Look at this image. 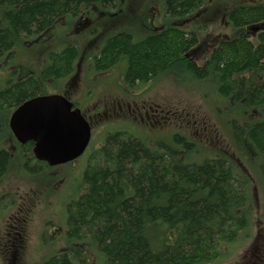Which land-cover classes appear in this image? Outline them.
I'll list each match as a JSON object with an SVG mask.
<instances>
[{"label":"trees","instance_id":"trees-1","mask_svg":"<svg viewBox=\"0 0 264 264\" xmlns=\"http://www.w3.org/2000/svg\"><path fill=\"white\" fill-rule=\"evenodd\" d=\"M6 1L9 5L0 25V62L26 40L49 35L51 27L67 14L100 4L110 10L116 2ZM206 2L164 0V8L171 15L196 18ZM226 21L238 33L217 43L203 68L181 57L194 34L174 28L140 41L119 32L106 39L93 64L97 71H104L125 58L123 80L130 87L137 80L158 77L179 62L199 75H213L221 94L232 97L227 112L235 116L231 122L235 140L233 146L230 139V150L259 167L264 163V77L253 74L264 75V30L249 40L244 29L264 24V6H237L228 12ZM77 55L73 46L52 54L43 77L69 75ZM246 73L253 76H240ZM41 90L40 81L31 74L0 85V176L12 159L2 144L10 134L8 116L16 105ZM174 140L182 141L186 149L195 145L179 134ZM31 148L28 143L21 149L31 157ZM231 152L228 148L201 163H186L183 151L163 142L152 146L127 131L108 134L88 157L82 174L84 191L67 206L69 245L42 264H81L94 248L104 253V264H204L219 259L226 243L244 235L251 221L248 172L236 166Z\"/></svg>","mask_w":264,"mask_h":264},{"label":"rangeland","instance_id":"rangeland-1","mask_svg":"<svg viewBox=\"0 0 264 264\" xmlns=\"http://www.w3.org/2000/svg\"><path fill=\"white\" fill-rule=\"evenodd\" d=\"M206 3L195 18L199 20L198 23L206 24L199 27L197 32L201 33L197 50L200 57L208 55L212 45L218 40L217 33L221 32V36L226 35L227 38L238 33L226 21L232 8L240 5L264 6V0H207ZM8 5L6 0H0V25ZM140 9L143 10L138 14ZM155 10H159L161 15L165 13L164 0H116L115 6L110 10L106 5L100 4L89 12L91 29H87L88 24L85 25L80 20L69 25L60 22L51 35L42 41L29 39L16 47L9 61L0 64V80H4L12 65L15 72L19 67L29 70L28 73L31 72L40 81L41 92L46 94L60 93L72 85L73 97L79 92L83 98L92 97L97 88L98 93L100 89L103 93H108L111 88L108 79H111L110 82H121L126 59H121L114 68L106 69L104 73L97 72V75L89 66L92 57L98 53L106 39L119 32L130 33L135 40L141 39L145 28L140 22L148 12ZM174 17L175 15L166 14L164 20L173 24L176 22ZM157 18L156 15L155 21ZM87 34H90L93 41L96 40L94 45L91 41L88 44ZM66 44L75 45L80 56L84 57L83 64L77 63L78 71L88 67V70L82 71L80 84L64 77H43L50 64V53L58 52ZM84 64L85 67L82 66ZM161 74L151 83L137 86L135 95L131 97L112 94L109 101L112 102L114 111L119 112L120 107L124 113L119 112L105 118L103 115L97 116L87 149L71 162L54 168L44 165L42 169H35L29 161L20 157L13 140L7 141L12 159L7 171L0 176V207L19 206L21 210L15 213L9 209L4 218L0 212V229H3L1 231L10 240L14 233L8 234L7 221L11 222L13 215L25 218L29 230L26 264H42L69 245L66 235L67 206L76 201L84 191L82 174L86 160L93 149L105 142L108 134L125 130L152 146L155 141L163 142L183 151L186 163H201L205 158L225 152L228 148L231 152L233 147L230 146V139L233 146L235 140L231 122L235 116L227 110L232 97L228 99L221 94L214 84V76L199 75L178 64L171 65ZM124 88L131 91L134 86ZM176 134L193 142L194 147L186 149L182 141L174 140ZM229 156L236 160L235 164L239 169L248 172L252 196V205L249 207L251 221L244 235L236 241L226 243L219 259L204 264H264V163L255 167V164L239 153L231 152ZM2 241L7 242L3 238ZM72 244L79 246V242L75 240H72ZM0 251L5 253L3 247H0ZM104 258V253L94 248L84 255V262L81 264H104Z\"/></svg>","mask_w":264,"mask_h":264},{"label":"flooded vegetation","instance_id":"flooded-vegetation-1","mask_svg":"<svg viewBox=\"0 0 264 264\" xmlns=\"http://www.w3.org/2000/svg\"><path fill=\"white\" fill-rule=\"evenodd\" d=\"M96 7H97L96 5H92L89 10L79 12L76 14H67L68 15L67 17H62L60 20L57 21V23L53 27H51L49 35H46V36L41 37V38H35L36 41L37 40L42 41L45 37L50 36L51 32L53 30H55L60 25V24H58L60 22L63 23V25H69V24H71V22H76V21L80 20V21H82V23L85 22V25L88 24L87 29H91L90 28V21H89L90 18L88 16V14L92 9H95ZM142 10L143 9H140L138 14ZM164 11H165V13L164 14L162 13V15H161V12L159 10H155V12H148L143 17L142 22H140L141 25H143L142 27L145 28L142 38L139 40H135L134 37L132 36L133 40L134 41H140V40L145 39L148 36H151L155 33H160L162 31L169 29V28L177 29L178 31L183 32L185 34L193 33L194 34L193 41L189 42L184 48H182L181 57L184 58L185 60L189 61V62H192L196 67H198V68L202 67L203 68L204 64L208 61V58H207V56L203 57V55L200 57L197 53V50L199 49V46H200L198 43H199L200 37H201V33H197V32H199L198 31L199 27L202 28V26H204L206 24H204V23L201 24L200 22L198 23V21H199L198 19L195 20V18L189 17L188 14L175 15V17L173 19H175L176 22H174L173 24H169V22H165L164 18L166 16V14H168V15H171V14H169L166 10H164ZM156 15L158 16V18L155 21ZM195 22H197V23L195 24ZM228 23H229V21H228ZM260 30H264V24L250 25L248 27H245L244 32H245V34L248 35V39L252 40V39L256 38V36H257L256 32H258ZM222 34L223 33H221V32L216 34L218 40L215 41V43L212 45L211 49L217 43H220L221 41L228 39V38H226V35L221 36ZM87 40H88V44L90 41H91L90 43L92 45H94L96 43V40L93 41V38L90 36V34H87ZM71 46H73L77 49V47L75 45H72V44H66L64 47H71ZM102 48H103V46L100 48L98 53L95 54L94 56H97ZM62 49L58 50V52L61 51ZM58 52L50 53L49 59H50V56L52 54H55ZM12 54H13V52H10V53L8 52L7 54H5L3 56V59L1 60L0 64L5 63V61L6 62L9 61V58ZM94 56L92 57V60L90 61L89 66L91 67V69H94V73L98 75L97 72H100V71H97L94 67V64H93ZM83 60H84V57L80 56L79 51H78L77 57L71 62V66H72L71 67L72 68L71 73L69 75L62 76L61 78L64 77L66 79H71V80H73L72 81L73 83L75 82V84H80L82 82V78H81L82 71L88 70V67H86L85 69L82 68L81 71H78V64L77 63L81 62L83 64ZM117 64H115V65H117ZM178 65H182V64L179 62ZM79 66H81V65H79ZM82 66L85 67V64ZM114 66L111 68H114ZM13 67L14 66H12V65L10 66L8 72L5 75L4 80L3 81L0 80V85L5 86L8 82V80L18 79V78L23 77L24 75L31 74V72L28 73L29 70H25L23 67H19L18 71L15 72V69L14 70L12 69ZM108 69H110V68H108ZM101 72L104 73L105 70L101 71ZM22 73H24V74H22ZM160 75H162V74H160ZM253 75L257 76L259 78L264 77V75H261V74H253ZM253 75L250 73H246V74H242L240 76L243 78H246V77H251ZM208 76H210V75H208ZM58 78H60V77H58ZM155 78H157V77H150L147 80H144L142 82H140L138 80L135 81L133 83V85L131 86V88L134 86V88L131 91L125 90L124 87L127 85L124 84V80H123L124 77H121V82L117 81V83L110 82L111 79H108L109 80L108 84L111 86V88H109L108 93H107V91L103 93L101 91V89H100V92L98 93L99 89L97 88L95 90L94 96H92V97L83 98L79 94L80 92L78 94H76L75 97H73V90L72 89L74 88V85H72V86H70V88L63 89L59 94L63 95L68 101H70L73 104V108H78L81 111V114L83 115V117L89 122V124L91 126V133H92V126L94 123V119L97 116L103 115V117L105 118L107 116H112L113 114H118L119 112L124 113V111H121L120 107H118L119 112L114 111V106H113L112 102L109 101L112 94H118V95L122 94L123 97H131L132 95H135V89L137 86H140L142 84H149L153 80H155ZM79 80H80V82H79ZM128 87H130V86H128ZM40 93H43V92H40ZM22 102H20V103H22ZM104 118H102V119L104 120ZM106 119H108V118H106ZM120 131H125V130H120ZM9 139L13 140L15 146L17 145V147L19 149L20 157H23L24 160L29 161L30 164L35 169H42V167L44 165L49 167V168H51V167L54 168V167L61 165V164H59V165L51 166L45 160H41V161L39 160L38 161L32 152V148H31V157L25 156L23 154L22 149H21L22 146H24L28 143H31L33 145V143L31 141H28L24 144L17 142L15 140V138L13 137L11 131H10L9 136L2 141V144L6 145L7 141ZM153 145L157 146V141L154 142ZM10 153H11V151H10ZM87 161H88V158L86 160V163H87ZM11 207L12 208H9V206H7V208L5 206L0 207L1 216L3 218L7 215V213L9 212V209L10 210L12 209L11 211L12 212L14 211L15 213H19V211L21 210V208L19 206H16L15 208H13L14 206H11ZM7 209H8V211H7ZM4 225H5V222H4ZM6 225L8 226V230H9L8 234H10V232H13L14 235H12L10 237V240H9V238H6V236H5L6 233L1 231L3 229H0V241H1L0 247H3L5 249V253H2V251H0V264H26L27 263L26 253H27V247H28V243H29V241H28L29 230L27 229V223H25V218L22 216L13 215L11 217V222L7 221ZM2 238L5 239L7 242H3Z\"/></svg>","mask_w":264,"mask_h":264},{"label":"water","instance_id":"water-1","mask_svg":"<svg viewBox=\"0 0 264 264\" xmlns=\"http://www.w3.org/2000/svg\"><path fill=\"white\" fill-rule=\"evenodd\" d=\"M8 126L17 142H33L36 159L50 165L79 157L91 136L90 125L78 108L61 94H41L19 104Z\"/></svg>","mask_w":264,"mask_h":264}]
</instances>
